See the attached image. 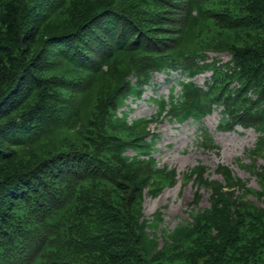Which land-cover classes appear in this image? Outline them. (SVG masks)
Wrapping results in <instances>:
<instances>
[{
    "label": "trees",
    "instance_id": "16d2710c",
    "mask_svg": "<svg viewBox=\"0 0 264 264\" xmlns=\"http://www.w3.org/2000/svg\"><path fill=\"white\" fill-rule=\"evenodd\" d=\"M157 73L183 79L130 121ZM218 110L264 161V0H0V264H264V163L238 161L258 188L193 168L210 207L162 236L144 215L175 184L150 127Z\"/></svg>",
    "mask_w": 264,
    "mask_h": 264
},
{
    "label": "rangeland",
    "instance_id": "374dc122",
    "mask_svg": "<svg viewBox=\"0 0 264 264\" xmlns=\"http://www.w3.org/2000/svg\"><path fill=\"white\" fill-rule=\"evenodd\" d=\"M223 63L230 59L228 54H211ZM210 73L197 76L194 81L204 86ZM178 73H174L169 81L165 73L154 74L152 84L146 87L142 98L137 101L129 100L133 109L130 121L138 119L154 118L158 112L155 97H169L171 90L182 80ZM181 88L177 86L175 93L180 94ZM126 110V109H124ZM222 113L220 110L206 117L202 125L189 121L183 125L171 119H159V124L150 127L151 133L156 135L157 144L154 147L153 157L158 162V167L167 166L175 173V184L164 188L156 197L145 195L143 211L145 218L154 221L158 213H161L163 223L156 234L162 236V231H173L178 226L192 222L194 209H206L210 207L211 192L192 179L186 181L184 176L198 165L207 169L205 177L210 181H223L217 169L220 166L228 167L234 175L248 183L249 187L258 188V183L252 174V170L242 167L243 164L263 166V158L252 156V150L256 147L259 134L253 129L237 127L233 131L221 129ZM206 137H211L216 146L214 150L206 149ZM150 139V138H149ZM128 155H134L129 151ZM239 161V162H238ZM198 199V206L194 203ZM162 241V239H161ZM163 243V242H161Z\"/></svg>",
    "mask_w": 264,
    "mask_h": 264
}]
</instances>
